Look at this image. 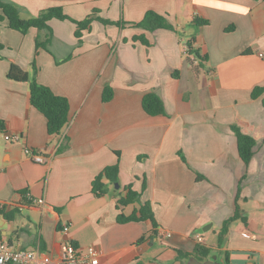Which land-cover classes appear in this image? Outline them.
I'll return each mask as SVG.
<instances>
[{"label": "crops", "instance_id": "0c3cea01", "mask_svg": "<svg viewBox=\"0 0 264 264\" xmlns=\"http://www.w3.org/2000/svg\"><path fill=\"white\" fill-rule=\"evenodd\" d=\"M9 1L24 17L62 6L77 20L94 14L122 24L94 20L79 39L69 19L51 20L52 33L23 34L0 23V126L23 136L0 137V240L39 250L48 264H57L67 240L82 252L95 247L98 264H185L181 252L198 244L210 248L208 259L264 264V91L252 95L264 87V0ZM149 9L174 29L134 25ZM50 35L37 51V38ZM191 39L208 56L204 64L189 53ZM10 60L31 74L35 61L38 82L69 99L61 133L49 134L29 83L8 78ZM105 86L113 90L109 101ZM148 92L162 97L166 114L145 112ZM234 125L257 140L249 163ZM66 138L69 147L59 153ZM26 147L45 162H34ZM116 163L120 187L93 192L94 178ZM128 185L140 195L119 207ZM27 193L45 203L33 204ZM147 202L156 225L118 222Z\"/></svg>", "mask_w": 264, "mask_h": 264}, {"label": "trees", "instance_id": "16d2710c", "mask_svg": "<svg viewBox=\"0 0 264 264\" xmlns=\"http://www.w3.org/2000/svg\"><path fill=\"white\" fill-rule=\"evenodd\" d=\"M98 10H94L97 12ZM53 19L65 20L69 19L77 25L75 32L76 37L81 39L83 35V30L89 29L91 23L94 20H99L105 24H118L121 25L120 21H112L102 17L94 16V14L88 15L83 20H77L72 18L70 15L64 12L62 6H53L42 10L37 16L24 17L22 14V8L17 4L9 0H0V23L7 21L8 26L11 29L20 31L26 34L31 28L37 29H47L52 33L50 26V21ZM195 22L199 25H204L208 23L206 19L195 18ZM134 25L142 27L146 30L154 31L157 29H174V26L169 22L165 15L158 13L155 10L149 9L145 13L142 20L139 22H134ZM51 35L45 39L41 40L37 38L36 40V50L44 47L47 48ZM135 39L144 40L142 35L135 36ZM80 41V40H79ZM193 39L188 41L189 53L195 55L201 64H204L208 60L207 55L200 54L199 50L195 49L192 45ZM4 48L3 43L0 41V52ZM0 57L2 55L0 54ZM34 73L31 74L28 70L23 69L16 61L10 60V68L7 73L8 78L16 81H26L29 83L30 90V102L37 108L47 119L48 132L51 135L59 134L62 132L64 127L68 124L70 118V102L66 96L59 95L55 93L49 86L38 82L36 78V62L33 63ZM175 77L178 76V72H175ZM264 91L263 86H257L253 90V97L259 96ZM113 97V90L110 86H105L103 91V100L109 101ZM142 105L145 112L150 115H160L166 114L165 103L162 97L156 92H148L144 95L142 99ZM238 139V150L240 156L245 161L249 163L254 155V148L257 140L244 133L240 127L234 125L232 126ZM264 142V139H263ZM69 147V138L65 141L59 148V153L64 152ZM120 165L116 163L114 165H109L103 169L93 180V192L97 194H104L108 190L109 185H115L120 183ZM108 181V182H106ZM145 188V186H144ZM127 194L126 196H119L117 199V205H126L134 202L140 195L139 192L132 190V185L126 186ZM4 209V208H3ZM0 209V212L3 211ZM240 218V214L236 213L233 217L226 220L221 228L220 234H224L228 231L230 225ZM150 219L154 225H156L154 213L149 205V203H144L140 208L135 210L130 215H125L120 213L118 215V222L125 223L130 221H143ZM246 221L245 219H243ZM210 248L204 244H198L193 252L182 253V256L188 260L190 256H195L199 260H206L209 257ZM187 262V261H186ZM185 262V264H186Z\"/></svg>", "mask_w": 264, "mask_h": 264}, {"label": "built area", "instance_id": "2783aa9c", "mask_svg": "<svg viewBox=\"0 0 264 264\" xmlns=\"http://www.w3.org/2000/svg\"><path fill=\"white\" fill-rule=\"evenodd\" d=\"M0 137L8 142H19L23 140L20 133H10L0 126ZM25 153L31 157L34 162H45V156L40 150H33L26 147ZM27 198L33 204H44V198L34 197L31 193H27ZM13 204V203H11ZM69 225L64 227V231L68 232ZM170 235L169 232H165ZM201 239L200 234L197 235ZM99 252L93 246L89 247L86 252H82L72 241L67 240L62 244L60 259L57 264H98ZM0 264H48L46 258L39 250H29L25 248H17L6 241L0 240Z\"/></svg>", "mask_w": 264, "mask_h": 264}, {"label": "water", "instance_id": "95a60500", "mask_svg": "<svg viewBox=\"0 0 264 264\" xmlns=\"http://www.w3.org/2000/svg\"><path fill=\"white\" fill-rule=\"evenodd\" d=\"M120 185L117 183L116 188L118 189ZM186 264H228L225 260H215V259H206V260H199L195 256H190L187 260Z\"/></svg>", "mask_w": 264, "mask_h": 264}]
</instances>
